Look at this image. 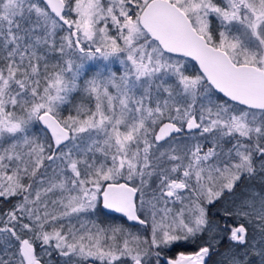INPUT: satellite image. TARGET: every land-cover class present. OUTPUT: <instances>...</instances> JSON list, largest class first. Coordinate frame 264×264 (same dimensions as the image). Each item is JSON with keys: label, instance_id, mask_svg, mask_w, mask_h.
Segmentation results:
<instances>
[{"label": "snow or ice", "instance_id": "snow-or-ice-1", "mask_svg": "<svg viewBox=\"0 0 264 264\" xmlns=\"http://www.w3.org/2000/svg\"><path fill=\"white\" fill-rule=\"evenodd\" d=\"M11 199L0 264H264V0H0Z\"/></svg>", "mask_w": 264, "mask_h": 264}, {"label": "trees", "instance_id": "trees-1", "mask_svg": "<svg viewBox=\"0 0 264 264\" xmlns=\"http://www.w3.org/2000/svg\"><path fill=\"white\" fill-rule=\"evenodd\" d=\"M114 68L119 67L118 63L113 65ZM80 97L76 96L75 98V102H79ZM64 114L67 115L68 114V109L66 108L64 111ZM248 186H253V187H259L260 186V177L257 176L255 177L253 180L249 181L247 180V178L245 179L244 182H242L240 184V186L237 188L236 191V195L239 196V194L242 191H245L247 189ZM230 198L226 197L225 200H221L218 203H215L213 206H210V212L213 214L212 218L215 219H220V217L223 216V209L226 205V201L229 200ZM16 203L15 199H11L7 202L4 201H0V209H7L10 208L13 204ZM91 219H96L102 223L108 224V223H112V224H125L126 227H131L133 232H136L139 230V226H133L131 223H127L123 217H121L120 215L116 214V213H112V212H105L103 211L100 207L99 204L97 205V209L94 211V214L92 215V217H90ZM221 224L224 223V221L221 219ZM227 247V243H224L221 245L220 247V251L223 252L225 250V248ZM197 248V244L192 242V241H188V242H178V244L171 246V250L165 253V256H173L176 252H181V251H185V252H190V251H195ZM39 251V249H38ZM53 259L55 260L56 257L53 256ZM219 257L218 256H214L212 258V260L209 261V264H214V262L216 260H218ZM57 264H59V262L57 261ZM98 264V262H97Z\"/></svg>", "mask_w": 264, "mask_h": 264}, {"label": "water", "instance_id": "water-1", "mask_svg": "<svg viewBox=\"0 0 264 264\" xmlns=\"http://www.w3.org/2000/svg\"><path fill=\"white\" fill-rule=\"evenodd\" d=\"M99 206L100 208H102L104 211H107V212H112L111 210H108V209H104L103 208V204H102V201L99 203ZM118 214V213H117ZM121 215V214H120ZM122 216V215H121ZM124 218V217H123ZM126 220V218H124ZM128 223H131V222H128ZM192 252V251H191ZM185 253H190V252H185Z\"/></svg>", "mask_w": 264, "mask_h": 264}, {"label": "flooded vegetation", "instance_id": "flooded-vegetation-1", "mask_svg": "<svg viewBox=\"0 0 264 264\" xmlns=\"http://www.w3.org/2000/svg\"><path fill=\"white\" fill-rule=\"evenodd\" d=\"M119 215V214H118ZM121 216V215H120ZM122 217V216H121ZM125 220V219H124ZM126 221V220H125ZM128 223V222H127ZM179 252H176L173 256L177 255Z\"/></svg>", "mask_w": 264, "mask_h": 264}]
</instances>
